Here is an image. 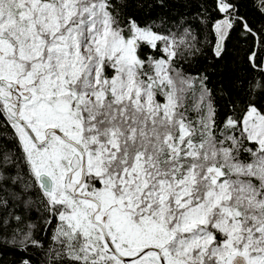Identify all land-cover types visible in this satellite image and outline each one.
I'll return each mask as SVG.
<instances>
[{"label": "snow or ice", "instance_id": "1", "mask_svg": "<svg viewBox=\"0 0 264 264\" xmlns=\"http://www.w3.org/2000/svg\"><path fill=\"white\" fill-rule=\"evenodd\" d=\"M183 2L195 26L141 23L149 0H0V252L264 264V23ZM236 42L239 84L185 67Z\"/></svg>", "mask_w": 264, "mask_h": 264}, {"label": "trees", "instance_id": "2", "mask_svg": "<svg viewBox=\"0 0 264 264\" xmlns=\"http://www.w3.org/2000/svg\"><path fill=\"white\" fill-rule=\"evenodd\" d=\"M240 12L247 16L254 26L264 23V16H261L257 10L256 5L259 0H237ZM150 7H145L144 10H137L135 7L129 9L141 23L153 19L160 22L158 18H163L166 26L172 27L175 25L178 17H183L181 23L197 24L195 19L198 11L197 4L192 2L186 5L183 0H149ZM231 52L228 59L224 61L213 60L211 52L206 47L203 54L192 58V65L189 67L185 65L189 71L195 72L197 69L206 71L210 77V87L213 89L219 88L226 81L231 79L233 82L239 84L246 79L247 69L242 61L234 59L238 54L245 49L240 42L230 45ZM240 91L239 87L235 89ZM20 256L19 253H13L5 248L0 252V262L2 264H18Z\"/></svg>", "mask_w": 264, "mask_h": 264}]
</instances>
